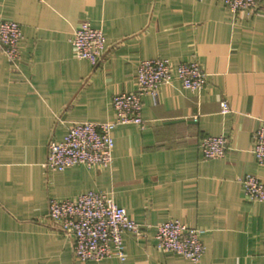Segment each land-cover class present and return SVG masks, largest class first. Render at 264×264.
Segmentation results:
<instances>
[{
    "label": "crops",
    "instance_id": "obj_1",
    "mask_svg": "<svg viewBox=\"0 0 264 264\" xmlns=\"http://www.w3.org/2000/svg\"><path fill=\"white\" fill-rule=\"evenodd\" d=\"M21 26L18 68L0 54V264H264V202L245 199L240 178L264 167L251 152L264 114V5L233 15L222 0H0V22ZM87 21L106 50L95 66L75 57L72 31ZM195 60L200 91L175 79L142 98L144 129H112L109 168H45L49 142L71 122H111L112 99L136 89L140 60ZM226 102L229 112L222 113ZM224 136L222 159L200 143ZM111 194L146 236H124L125 260L81 263L71 238L47 218L50 199ZM202 230L197 262L165 254L156 226Z\"/></svg>",
    "mask_w": 264,
    "mask_h": 264
},
{
    "label": "built area",
    "instance_id": "obj_2",
    "mask_svg": "<svg viewBox=\"0 0 264 264\" xmlns=\"http://www.w3.org/2000/svg\"><path fill=\"white\" fill-rule=\"evenodd\" d=\"M202 1V0H196ZM228 10L251 14L264 0H222ZM21 26L12 21L0 22V54L11 66L18 68ZM75 57L97 65L106 50L102 30L93 28L87 21L75 28L70 36ZM177 80L183 89L200 91L206 74L195 60L172 66L162 58L140 60L135 74L136 89L116 94L112 99L114 120L111 122H71L61 142H49L45 168L63 171L68 167L83 166L106 169L112 165L114 141L112 129L117 125L135 124L144 129L147 122L141 116L142 98H156L158 90ZM221 112H229L226 102L220 103ZM204 160L222 159L229 147L224 136H207L200 143ZM251 152L259 166L264 167V114L253 136ZM245 199L250 203L264 202V182L258 176L245 174L240 178ZM47 218L55 228L71 238L75 259L81 263L116 258L125 260L124 236L136 240L145 238L148 226H142L129 217L127 211L116 205L111 194L87 191L75 199H50ZM202 230L191 228L178 220H168L156 226V246L165 254L197 262L203 256L200 240Z\"/></svg>",
    "mask_w": 264,
    "mask_h": 264
}]
</instances>
